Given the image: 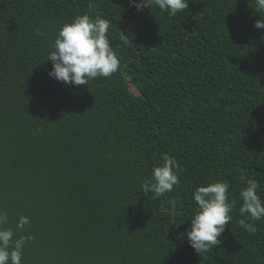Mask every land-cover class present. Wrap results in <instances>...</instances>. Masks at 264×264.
<instances>
[{
    "label": "trees",
    "instance_id": "obj_1",
    "mask_svg": "<svg viewBox=\"0 0 264 264\" xmlns=\"http://www.w3.org/2000/svg\"><path fill=\"white\" fill-rule=\"evenodd\" d=\"M93 4L90 10L89 4ZM255 0H189L170 16L130 0H0V209L22 264H264V218L241 228L240 189L264 199V29ZM100 12L120 70L88 85L48 75L49 44ZM120 31L133 41L123 45ZM40 128L42 131H37ZM180 183L141 191L162 157ZM224 181L236 203L203 258L188 243L196 187Z\"/></svg>",
    "mask_w": 264,
    "mask_h": 264
},
{
    "label": "clouds",
    "instance_id": "obj_2",
    "mask_svg": "<svg viewBox=\"0 0 264 264\" xmlns=\"http://www.w3.org/2000/svg\"><path fill=\"white\" fill-rule=\"evenodd\" d=\"M130 3L138 11L155 6L170 16L189 8V0H130ZM89 8H93L92 3ZM254 10L260 16L254 26L264 29V0H255ZM110 26L111 22L100 12L78 14L62 24L54 41L49 44L46 60L51 61L52 67L48 75L65 84L87 86L91 80L109 78L118 72L120 60L107 35ZM120 40L123 45L133 41L132 35L124 31H120ZM162 161V164L153 166L151 179L141 185L143 193L152 192L156 199L180 183L182 171L174 157L164 154ZM240 179L246 184L239 193V212L243 217L239 224L251 235L257 232L254 222L264 218V199L258 194L260 186L256 180L246 178L243 173ZM229 187L227 182L215 181L200 185L193 192L197 207L185 234L190 246L202 258L220 243V235L232 220L230 213L236 201L229 199ZM30 223V218L21 214L13 228L9 226L7 212L0 209V264H22L24 245L34 237L31 233L17 237V232H23Z\"/></svg>",
    "mask_w": 264,
    "mask_h": 264
}]
</instances>
